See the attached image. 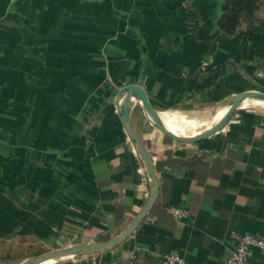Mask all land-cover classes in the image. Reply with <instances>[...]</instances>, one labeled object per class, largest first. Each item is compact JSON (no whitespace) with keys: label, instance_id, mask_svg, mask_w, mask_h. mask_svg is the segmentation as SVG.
<instances>
[{"label":"crops","instance_id":"obj_1","mask_svg":"<svg viewBox=\"0 0 264 264\" xmlns=\"http://www.w3.org/2000/svg\"><path fill=\"white\" fill-rule=\"evenodd\" d=\"M224 11V0H0V236L106 240L131 222L151 177L121 120L119 89L139 84L170 111L264 85V25L229 34ZM130 117L159 195L127 239L75 264H124L134 248L136 264L166 252L203 264L235 248L233 232L264 235V108L168 127L189 144L153 125L135 95ZM246 264H264V251L253 248Z\"/></svg>","mask_w":264,"mask_h":264},{"label":"water","instance_id":"obj_2","mask_svg":"<svg viewBox=\"0 0 264 264\" xmlns=\"http://www.w3.org/2000/svg\"><path fill=\"white\" fill-rule=\"evenodd\" d=\"M259 88H264V85L257 84L237 94L230 103L231 110H233L234 113L243 110L244 108L241 107V103L243 102V100L249 96H252L255 91H257ZM133 95L137 96L141 100L146 114L150 121L153 123V125H155L167 137L176 142L184 144L192 143V141L180 137L165 125L159 115V111L152 105L147 92L141 85L126 84L122 86L118 91V110L121 116V120L126 128V131L131 140L135 143L137 149L139 150L141 157L150 174L151 191L149 197L147 198L146 202L144 203L140 211L137 213V215L131 220V222L115 236L106 240L76 242L68 245L57 246L55 248L46 250L34 256L28 257L23 260L20 264H41L43 261L49 258L61 255H76L82 253L110 250L122 243L125 239H127L137 229V227L145 218V216L150 212L159 195L160 183L159 178L157 176L153 156L147 148L141 134L137 131L131 121V99ZM220 124L221 123L218 122L215 127H219Z\"/></svg>","mask_w":264,"mask_h":264},{"label":"built area","instance_id":"obj_3","mask_svg":"<svg viewBox=\"0 0 264 264\" xmlns=\"http://www.w3.org/2000/svg\"><path fill=\"white\" fill-rule=\"evenodd\" d=\"M174 216H185L187 210L179 206L168 208ZM236 239L235 248L223 259L210 261L203 264H246L253 248L257 247L264 251V235L253 232H233ZM138 248H134L128 260L124 264H136ZM110 264H119L117 260H112ZM154 264H196L188 261L184 256L177 252H166L162 254Z\"/></svg>","mask_w":264,"mask_h":264},{"label":"bare ground","instance_id":"obj_4","mask_svg":"<svg viewBox=\"0 0 264 264\" xmlns=\"http://www.w3.org/2000/svg\"><path fill=\"white\" fill-rule=\"evenodd\" d=\"M241 107L264 108V97H247L241 103ZM228 109L231 110L230 102L216 104L210 108L159 111V115L167 127L181 128L198 123L216 114L226 112ZM73 257L74 255H61L49 258L41 264H54L63 260L72 259Z\"/></svg>","mask_w":264,"mask_h":264},{"label":"trees","instance_id":"obj_5","mask_svg":"<svg viewBox=\"0 0 264 264\" xmlns=\"http://www.w3.org/2000/svg\"><path fill=\"white\" fill-rule=\"evenodd\" d=\"M224 1L225 11L219 23L225 32L233 34L245 23V32L251 34L258 25H264V0ZM54 264H75V262L67 259Z\"/></svg>","mask_w":264,"mask_h":264},{"label":"rangeland","instance_id":"obj_6","mask_svg":"<svg viewBox=\"0 0 264 264\" xmlns=\"http://www.w3.org/2000/svg\"><path fill=\"white\" fill-rule=\"evenodd\" d=\"M224 113L226 112L211 117L222 116ZM72 243L74 242L62 243L59 241L57 243H49L35 235L25 234L0 236V264H20L26 258L55 248L57 245L63 246Z\"/></svg>","mask_w":264,"mask_h":264}]
</instances>
